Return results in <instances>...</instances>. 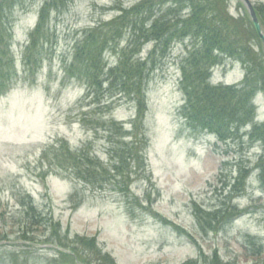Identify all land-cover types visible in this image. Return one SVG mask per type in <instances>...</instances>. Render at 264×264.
I'll use <instances>...</instances> for the list:
<instances>
[{"label": "rangeland", "instance_id": "obj_1", "mask_svg": "<svg viewBox=\"0 0 264 264\" xmlns=\"http://www.w3.org/2000/svg\"><path fill=\"white\" fill-rule=\"evenodd\" d=\"M44 1L33 0L28 12L21 7L10 10L19 80L0 98V213L6 216L0 221V236L8 252L0 255V264H64L52 248L74 246L77 237L84 236L94 238L116 264H185L201 252L212 256L216 251L225 264H264V145L246 137L251 127L225 144L195 134L183 123L178 79L189 41L173 43L154 72L148 65L146 110L135 93L117 96L116 88L86 99L82 84L64 80V63L72 60L76 43L88 29L141 0H70L66 10L53 14L43 65L32 74L23 65V54ZM251 1L264 12V0ZM228 8L235 18L244 15L237 0H230ZM152 50L149 45L139 54L147 57ZM246 72L241 64L227 61L215 68L210 82L238 85ZM138 112L145 114L143 123ZM259 114L264 121V107ZM122 136L128 145L113 151ZM61 141L72 154L88 155L105 169L107 175L97 187L83 186L63 169L61 158L52 152ZM136 141L140 145L134 146ZM247 171L243 191L232 198L234 182ZM126 192L135 197L128 204ZM25 205L33 206L34 215L52 218L59 239L50 227L26 219ZM200 207H232L243 215L223 229L210 221L202 229L196 215ZM24 232H29L27 240Z\"/></svg>", "mask_w": 264, "mask_h": 264}, {"label": "trees", "instance_id": "obj_2", "mask_svg": "<svg viewBox=\"0 0 264 264\" xmlns=\"http://www.w3.org/2000/svg\"><path fill=\"white\" fill-rule=\"evenodd\" d=\"M229 2L230 0H141L134 7L128 9L122 7L119 9L121 14L114 20L98 24L80 38L74 49V63L69 71L68 68L66 71L86 84L91 94L94 93L95 96L104 90L105 82L108 88L117 89V96L125 94L132 96L135 93L143 102L144 110H146L144 82L149 74L148 65L153 66L150 73L154 72L160 61L167 56V51H170L173 43L188 39L194 51L190 53L180 68L182 73L180 90L186 100L180 115L188 129L195 134L215 135L219 141L227 144L229 141L240 139L241 132L251 127L246 137L252 143L259 142L264 145V123H255L257 108L254 103L259 94L264 95V44L259 39L244 5L239 3L244 10V15L235 18L229 13ZM26 3L27 0H2L1 2L0 44L6 46L9 51L11 37L4 34L9 24L6 12L11 6H25ZM68 3L69 0H46L41 12V22L31 34L30 45L27 48L29 50L27 64L32 74L41 69L44 62V56L41 53L50 43V13L61 12L66 9ZM262 7H257L256 11L264 28ZM185 12L188 14L182 15ZM4 21L7 23L4 24ZM125 41L126 47L124 48L122 45ZM152 41L156 47L150 59L144 63L135 60L134 55L138 49ZM106 54H113L118 61L108 71L109 64L105 59ZM226 59L241 61L247 69L246 78L236 86H212L210 79L213 69L220 66ZM10 63L8 50L0 48V89H9L15 78L12 72L9 74L7 71ZM143 114L144 112H138V119H143ZM114 125L124 129L117 122ZM108 130L109 128H106L104 131L108 133ZM140 139L136 138V140ZM125 141L126 137L122 136L116 142L113 151L119 152L121 146L128 145ZM133 145L140 144L136 141ZM58 152L57 156L62 160L63 169L73 173L75 178L84 183L97 186L107 175L105 169L99 163L93 162L90 156L72 154L68 144L61 143L54 154ZM137 160L141 165L144 162L142 155ZM125 163L123 161L121 165ZM261 163L264 165V157ZM93 165L97 168L92 167ZM261 178L264 181V169ZM128 179L129 177L126 176L125 181ZM245 179L246 174L238 178L231 190L232 198L236 199L240 196L245 186ZM121 182L124 184L123 188H127V184L123 180ZM124 196L127 204L135 198L128 193ZM26 209V215L31 219L23 216L33 225L42 224L47 228L50 227L52 232L56 233L54 238H58L57 235L60 237V231L56 229L57 225L52 218H45L43 214L34 215L33 206L27 208L25 205L24 211ZM240 214L232 207L224 211H212L200 207L196 213L198 224L202 229H205L206 221L216 222L223 229ZM134 215L135 213L131 212V216ZM4 217V214L0 213V221ZM218 230L220 229L216 228L215 232ZM208 231L211 230L208 229ZM28 234L29 232H24L25 240ZM3 241L4 238L0 236V242ZM51 244L55 245L53 240ZM73 245L67 248L59 246L61 250L55 249L56 256L66 260L64 264H116L111 256L100 250L94 238L77 237V242ZM6 253L8 252L2 251L0 255ZM260 253L259 249L256 255ZM209 260L211 264H225L221 261L217 251L212 256H206L201 252L198 259L185 264H208Z\"/></svg>", "mask_w": 264, "mask_h": 264}, {"label": "water", "instance_id": "obj_3", "mask_svg": "<svg viewBox=\"0 0 264 264\" xmlns=\"http://www.w3.org/2000/svg\"><path fill=\"white\" fill-rule=\"evenodd\" d=\"M242 2L245 4L249 11V15L251 17V20L253 22V25L255 27V30L260 38V40L264 43V32L260 25L259 19L255 13V10L253 8V5L251 4L250 0H242Z\"/></svg>", "mask_w": 264, "mask_h": 264}]
</instances>
